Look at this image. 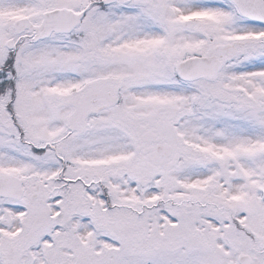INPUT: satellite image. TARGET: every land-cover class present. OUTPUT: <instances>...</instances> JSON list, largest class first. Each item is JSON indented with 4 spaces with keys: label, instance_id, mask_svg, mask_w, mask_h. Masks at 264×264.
<instances>
[{
    "label": "snow or ice",
    "instance_id": "obj_1",
    "mask_svg": "<svg viewBox=\"0 0 264 264\" xmlns=\"http://www.w3.org/2000/svg\"><path fill=\"white\" fill-rule=\"evenodd\" d=\"M0 264H264V0H0Z\"/></svg>",
    "mask_w": 264,
    "mask_h": 264
}]
</instances>
